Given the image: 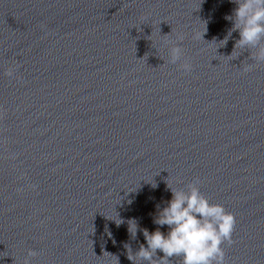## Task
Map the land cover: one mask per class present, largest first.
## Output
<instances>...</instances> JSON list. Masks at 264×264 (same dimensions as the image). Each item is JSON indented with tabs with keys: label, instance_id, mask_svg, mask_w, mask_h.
Segmentation results:
<instances>
[{
	"label": "clouds",
	"instance_id": "obj_1",
	"mask_svg": "<svg viewBox=\"0 0 264 264\" xmlns=\"http://www.w3.org/2000/svg\"><path fill=\"white\" fill-rule=\"evenodd\" d=\"M231 2L236 7L225 19L232 22V27L221 42L225 45L232 33L238 32L239 39L235 41L232 54L237 49L249 51L248 59L255 65L264 64V0ZM204 33L197 34L196 38L203 39ZM182 40V35L176 41L164 40V46L168 49V63L177 64L181 61L183 50L179 41ZM253 66L252 63L243 64V71H251ZM19 67V64L7 67L5 75L14 77ZM181 68L185 72L192 70L187 62L181 63ZM200 183V178L195 177L185 188H172L168 185L172 198L162 209L157 206L154 223L159 226L167 225L169 231L165 234L159 227L153 232L141 229L147 246L141 244L138 251L131 253L128 249L129 261L133 264H171L173 257H179L181 264H225L223 245L234 243L232 236L237 220L223 205L210 202L200 191ZM31 187L35 189L37 185ZM128 225L130 235L135 237L137 222L131 220ZM158 252L163 253V256H158ZM37 255L35 250L28 249L23 264H31V258Z\"/></svg>",
	"mask_w": 264,
	"mask_h": 264
}]
</instances>
